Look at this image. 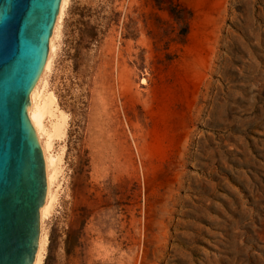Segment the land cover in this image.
I'll return each mask as SVG.
<instances>
[{"label":"rangeland","instance_id":"obj_1","mask_svg":"<svg viewBox=\"0 0 264 264\" xmlns=\"http://www.w3.org/2000/svg\"><path fill=\"white\" fill-rule=\"evenodd\" d=\"M55 39L40 264H264V0H67Z\"/></svg>","mask_w":264,"mask_h":264},{"label":"water","instance_id":"obj_2","mask_svg":"<svg viewBox=\"0 0 264 264\" xmlns=\"http://www.w3.org/2000/svg\"><path fill=\"white\" fill-rule=\"evenodd\" d=\"M61 0H0V264H33L46 197L28 117Z\"/></svg>","mask_w":264,"mask_h":264},{"label":"bare ground","instance_id":"obj_3","mask_svg":"<svg viewBox=\"0 0 264 264\" xmlns=\"http://www.w3.org/2000/svg\"><path fill=\"white\" fill-rule=\"evenodd\" d=\"M66 4L67 0H61L59 12L49 40L47 60L37 83L30 93L28 117L41 147L46 174V197L45 202L40 209V235L38 250L33 264H40L43 254L42 252L46 244L43 223L47 215L51 212L55 199L53 185L56 178L55 170L57 168L56 161L51 153V145L54 140H61L64 136L65 117L59 113L54 97L45 92L44 79L51 66L52 55L56 47L55 38L57 36L58 26L64 14Z\"/></svg>","mask_w":264,"mask_h":264}]
</instances>
